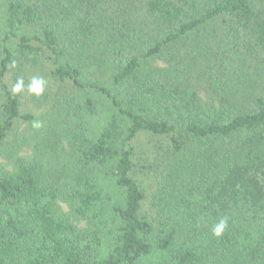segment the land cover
I'll return each instance as SVG.
<instances>
[{
  "label": "trees",
  "instance_id": "trees-1",
  "mask_svg": "<svg viewBox=\"0 0 264 264\" xmlns=\"http://www.w3.org/2000/svg\"><path fill=\"white\" fill-rule=\"evenodd\" d=\"M43 107L0 264H264V0H0V150Z\"/></svg>",
  "mask_w": 264,
  "mask_h": 264
},
{
  "label": "rangeland",
  "instance_id": "rangeland-1",
  "mask_svg": "<svg viewBox=\"0 0 264 264\" xmlns=\"http://www.w3.org/2000/svg\"><path fill=\"white\" fill-rule=\"evenodd\" d=\"M27 102L29 109H33L34 103L30 101V96L27 97ZM47 109L48 108L43 107L38 108L37 111L34 110L36 120L42 123V127L39 130L33 129L32 124L22 123L19 127L17 135L12 137L10 142L2 150H0V170L13 171L18 158L34 160L37 152H39V148H41V145H43L42 148H46V150L48 149L46 144L47 140L42 138L44 137L42 134L46 130L45 127L48 126L47 120L48 118L51 119L49 115H47V113H49V110ZM65 147H69L67 142H65ZM64 153L61 149L58 153H55L56 158L53 160L54 165L55 162L57 166L64 164L65 162H69ZM61 207L65 213L69 212V208L66 204H61ZM79 225L81 228L85 227V223H81Z\"/></svg>",
  "mask_w": 264,
  "mask_h": 264
},
{
  "label": "clouds",
  "instance_id": "clouds-1",
  "mask_svg": "<svg viewBox=\"0 0 264 264\" xmlns=\"http://www.w3.org/2000/svg\"><path fill=\"white\" fill-rule=\"evenodd\" d=\"M46 81L43 78H33L31 84L29 85L27 92L31 95H34L36 97H40L43 95L45 91V85ZM25 91L23 80H18L17 83L12 87V93L14 95L21 94ZM32 127L35 130H39L42 127V123L38 120H34L31 122ZM228 228V217L224 216L221 217L218 222L213 226L212 228V235L216 239H221L226 230Z\"/></svg>",
  "mask_w": 264,
  "mask_h": 264
}]
</instances>
